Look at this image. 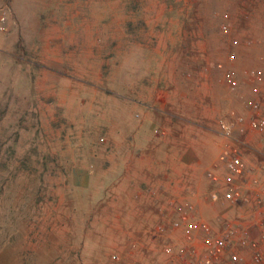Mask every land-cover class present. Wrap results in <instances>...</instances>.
Instances as JSON below:
<instances>
[{
  "label": "rangeland",
  "instance_id": "1",
  "mask_svg": "<svg viewBox=\"0 0 264 264\" xmlns=\"http://www.w3.org/2000/svg\"><path fill=\"white\" fill-rule=\"evenodd\" d=\"M5 3L0 264H189L175 205L192 204L215 229L254 214L210 200L218 185L207 176L209 144L195 173L178 161L176 174L166 171V143L139 158L144 170L166 166L161 174L132 173L131 158L123 169L111 153L144 133L173 139L183 155L198 136L215 138L217 149L221 137L224 148L218 120L247 117V91L264 97V0ZM242 46L247 61L233 89L218 65ZM152 93L147 125L141 102ZM242 130L238 150L263 160L264 144L249 145ZM216 174L225 181L224 167Z\"/></svg>",
  "mask_w": 264,
  "mask_h": 264
},
{
  "label": "built area",
  "instance_id": "2",
  "mask_svg": "<svg viewBox=\"0 0 264 264\" xmlns=\"http://www.w3.org/2000/svg\"><path fill=\"white\" fill-rule=\"evenodd\" d=\"M7 9L5 0H0V30L4 28ZM228 59L232 60L233 56ZM251 74L258 75L254 70ZM224 80L230 87H236V71L227 68ZM248 107L250 115L238 116L235 122L241 130L246 126L261 135L264 142V97L250 101ZM217 124L220 135L225 139L219 161L227 176L225 181H220L216 172L208 171V178L218 185V190L213 191L209 198L221 205L227 202L226 206L253 207L254 214L247 218L239 215L235 220L225 222L221 229H215L196 216L192 204L175 205L174 227L179 226L183 230L189 264H264V184L256 175V169L242 158L234 137V124L223 118ZM259 167L264 170V159ZM155 230L163 232L164 227L157 224ZM164 250L167 252L169 249L165 247Z\"/></svg>",
  "mask_w": 264,
  "mask_h": 264
},
{
  "label": "crops",
  "instance_id": "3",
  "mask_svg": "<svg viewBox=\"0 0 264 264\" xmlns=\"http://www.w3.org/2000/svg\"><path fill=\"white\" fill-rule=\"evenodd\" d=\"M222 26H225V25H222ZM243 46H242V49H239L237 51V59L235 58V56L233 54V59L232 60H229V56L230 55H227L220 63L218 66L219 67H224L225 69L227 68H233L235 71H236V78H237V81H238V84L236 86V88L239 86V76H238V72H237V69L239 71V67L238 66H243L245 63H246V58H245V55H244V52H243ZM241 50V51H240ZM257 73L258 71L255 70ZM252 87V86H251ZM233 89H235V87H231ZM239 94H241V96H243V93H242V90L241 88H239ZM247 94L248 97H246L247 101L246 102H250L252 100H256L258 99L257 97H252V93H250L249 91H247ZM156 97L155 93L153 94L152 93V97H148V98H145V100L147 102H144L142 104V116L144 117V123H146L147 125H151L153 123V117H152V113L150 114V111H149V105L150 104H153L152 101H153V98ZM150 98H152V100H150ZM245 98V97H243ZM149 100V101H148ZM150 102V103H149ZM154 102V101H153ZM156 103V101H155ZM154 103V104H155ZM236 105H237V111L240 112V106H242V104H240V106H238V103L236 102ZM148 107V108H147ZM250 109L248 110V115H250ZM247 115V116H248ZM148 117H152L151 120H148ZM237 118V117H236ZM236 118H234V120H229V118H224L226 120H229L230 122H233L235 125H234V130L236 132H239V129H241V127H239L238 124H236ZM153 125V124H152ZM149 127V126H148ZM149 131V128L148 130ZM146 131V133H147ZM243 131V134L245 135V140L246 142L249 143V145H255L256 143H258L259 141L262 142V144H264V142L262 141L263 140V137L257 133H255L254 131L246 128V126L244 127V129L242 130ZM220 137V136H219ZM153 137H148L147 134H143L141 136V139L139 137V139H136V138H131L130 140H126L125 143H122V147L120 148V150H116L114 152H112L111 154L114 155V154H118L117 158L120 159V166H122L123 169H125L126 167L128 168L127 165H125V162H126V159L128 158H131L133 163L131 162V169H132V173H141V172H151V173H163L165 172V167L166 166H163L162 164L158 163V161L156 162L157 166L155 167L154 165L152 166H149V164L147 165V169L144 170V168H146L145 166V163H146V160H142V163L143 165H140V160L139 158L143 157V159L147 158L146 155H148L149 153H151L150 149L154 148L155 145L158 144V142L160 143V146L163 144V143H166L167 145V148H162V149H165L163 152H164V156L167 158V167L169 170H166V171H169V174H176L177 172V166H176V161H178V164H179V168L180 166H186L185 164H188L190 167H189V171L190 173H195V172H200L202 167L201 166H206V165H202V161H200L199 158H201L200 156V152L202 150V148L205 146V145H208L211 152H213V156L211 157V161L210 163L208 164L207 168H208V171H211L213 170L214 172H217L219 171L221 168H222V163L219 161V157L221 155V153L223 152V146H222V143H223V140L221 139L220 137V147L219 149H217L218 145L216 143V139L213 138V137H210V136H207V138H205V136H198V138H196L194 141L191 142V147L189 148H186L184 150V153L185 154H188V155H183L182 154H179L178 153V149L176 148V143L173 139H170V138H167V139H159L161 141H159L158 139H152ZM209 138V139H208ZM214 139V141L212 140ZM150 143H152L150 145ZM256 146V145H255ZM143 148V152H141L140 150H138ZM149 148V150H147ZM161 149V150H162ZM218 150V151H217ZM153 151V150H152ZM217 152V153H216ZM154 153L155 155L157 156V153L155 152V149H154ZM120 154V155H119ZM240 154L242 156V158L245 160V162L248 164V165H251L253 166L255 169H256V175L259 177L260 179V182L262 184H264V170H261L260 167L258 166L261 161L258 160V158H250V156H248L247 154L245 153H242V151L240 150ZM186 156H189L191 157L187 162L184 163V161L180 160V159H183V157H186ZM159 157V156H157ZM123 159L125 160V162L123 163ZM145 161V162H144ZM127 163V162H126ZM124 164V165H123ZM207 164V163H206ZM199 168V169H198ZM181 169V168H180ZM184 172H189L187 170V168L185 170H183ZM245 184H244V188H245ZM197 235H199V233L197 232ZM198 244V242H197Z\"/></svg>",
  "mask_w": 264,
  "mask_h": 264
}]
</instances>
